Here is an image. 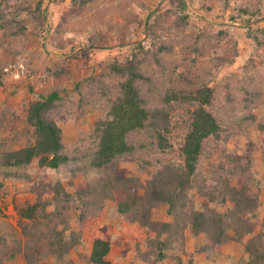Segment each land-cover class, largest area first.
Masks as SVG:
<instances>
[{
	"label": "rangeland",
	"instance_id": "obj_1",
	"mask_svg": "<svg viewBox=\"0 0 264 264\" xmlns=\"http://www.w3.org/2000/svg\"><path fill=\"white\" fill-rule=\"evenodd\" d=\"M39 1L43 15L35 22ZM71 2L0 0V233L15 234L12 241L28 255L12 264H92L91 249L98 239L109 243L105 259L111 264H177V259L187 264L193 253L195 264H236L247 258L252 243L235 240L218 246L220 257L206 258L199 247L209 242L208 237H192L184 225L198 209L207 216L245 213L249 203L242 199L248 195H259L264 204V129L259 128L264 125V0H88L82 7ZM81 42L94 45L88 50L79 46ZM125 57L138 62L141 79L135 85L144 106L167 110L168 147L136 131L129 139L136 148L131 156L116 157L101 173L83 171L80 168L89 162L85 153L98 141L93 129L108 117L124 81L109 67L122 65ZM203 87L215 90L204 108L218 121L219 137L204 142L193 182L197 187L187 188L184 204L170 212L163 205H150L153 222L171 225L168 233L156 237L136 221L134 212L141 208L130 206L149 199L148 187L161 185L156 179L167 181L161 165L182 163L187 111L195 108L190 103L166 105L162 98L166 92L194 93ZM103 88L106 95L101 94ZM243 89L256 98L258 106L252 103L246 114L254 120L233 122L234 116H243ZM53 91L59 99L49 115L61 130L71 161L57 171L39 167L36 158L19 168L3 167L4 153L34 141L26 122L30 104ZM242 154L248 156L249 166L245 161L234 166L229 158ZM242 167L250 183L245 188L235 176ZM7 171L12 175L5 176ZM229 182L236 187L235 195L240 194V203L226 197L218 202ZM44 185L56 190L43 199L55 198L42 203L36 217L25 220L23 231L13 195L17 193L20 203L25 197L34 203ZM30 188L36 191L30 193ZM245 223L238 225L239 231ZM232 229L231 223L225 230L230 238ZM254 230L263 233L264 243V227L258 224ZM149 242H159V250Z\"/></svg>",
	"mask_w": 264,
	"mask_h": 264
},
{
	"label": "trees",
	"instance_id": "obj_2",
	"mask_svg": "<svg viewBox=\"0 0 264 264\" xmlns=\"http://www.w3.org/2000/svg\"><path fill=\"white\" fill-rule=\"evenodd\" d=\"M88 0H72V4H78L81 7ZM91 1V0H90ZM183 8H185L184 2L181 1ZM41 1H39L38 6L35 11L39 16L35 19V22H39L42 17L40 12ZM242 13L248 14L247 9H241ZM238 13V12H237ZM236 14L232 16V19H235ZM252 16V13L249 14ZM186 17L183 15L181 17L182 23H184ZM3 24H0V27ZM89 44V45H88ZM85 44L84 42L79 43V46L83 48L87 46L88 50L92 48L94 43ZM164 49L163 46L160 47ZM135 54L133 55L134 58ZM133 58H123L122 65H113L109 67V71L119 77H124V81L119 84L120 93L111 102V108L106 119H101L95 125L93 129L94 135L97 138V143L95 149L85 153V157L89 158V162L86 163V167H81L80 169L85 171L87 169L96 170L98 173L104 171L105 166L113 161L116 157L131 156L133 152L136 151V148L131 145L130 135L136 131H145L151 138L158 140V146L161 148H167L168 145L164 136L165 133L169 132V120L167 110L157 108L149 109L146 108L145 101L140 97L139 90L137 89L135 82L138 79H141V75L138 73L137 61ZM122 63V62H121ZM2 85L1 76H0V87ZM79 85V83H77ZM106 88L102 89L101 94L106 95ZM244 97L242 98V110L243 116H234L233 122H242L243 120H254L253 116L246 115L250 105L255 104L253 96L249 90L243 89ZM215 90L212 87H203V89H197L196 92L191 93V91L183 90V92H166L164 96L163 103L166 105L172 103H190L194 104L195 108L192 111H187L188 120L187 127L188 131L183 136V142L180 147L182 163H177V165L165 164L161 165L162 169H165L166 176L163 177L167 181L160 182L157 180V183L161 184L156 189L153 186L148 187L147 197L140 198V202L135 206H130L132 208H141L140 211L134 212V215L137 216L139 224L145 226L150 231L156 232V237H160L162 234L168 233V229L171 227L169 223H155L149 218V207L154 204L155 206L163 205L167 208V212L170 210H175L178 207V203H185V195L187 188L195 189L197 186H193L196 178L199 173L197 171V166L202 155V147L205 141L209 137L218 138V133L220 131V125L215 117L208 112L204 107L208 104H211ZM255 94V93H254ZM59 99L58 93L55 91L51 92L48 96H41L40 100H37L30 104L27 109L26 122L27 125L32 128V136L34 138L33 143H30L26 146H23L21 149L7 151L2 156L3 167L6 168H19L25 165H29L33 159H38V166L42 168L49 169L51 171H57L61 166L69 163L70 157L64 152V143L62 141L61 130L54 122L53 118L49 113L55 107V102ZM257 101V100H256ZM169 108V107H168ZM260 129H264L263 123H260ZM149 129H152V132L149 133ZM153 133V134H152ZM142 145L140 144L139 147ZM1 155V154H0ZM180 158V157H179ZM79 159V157H76ZM231 163L236 164L234 166L240 165V161H245L247 166H249L248 156L242 154L241 156H232L229 158ZM242 167L239 169V172L235 175L239 178L240 188L248 187L250 183L243 178V175L246 171ZM7 171L3 173L5 176L12 175ZM158 178V177H156ZM194 182V183H193ZM231 182V181H230ZM225 184L222 189V195L217 199L218 202L224 203V198H228L233 203L239 201L238 193L236 187L232 184ZM215 184V185H213ZM217 183H212L213 186H216ZM206 187L201 188L204 190ZM239 188V189H240ZM56 190L54 186L44 185L43 189L39 191V197L35 200L34 203H31L27 197L20 203L18 201L16 194L13 195V208L17 215L19 216V224H21L22 230L24 229V222L26 219H33L36 217L37 213L40 210L42 203H49L55 196L43 199V196L48 195L49 191ZM155 190V191H154ZM36 189L30 188V193H34ZM25 194V193H24ZM209 196H211L208 191ZM229 194V195H228ZM245 197L242 200H245L246 203H249L248 209L242 214L235 215H211L207 216L204 210H195L194 213L190 216V219H187V223L184 226H189L191 230V236L197 237L200 234L208 237L209 242L205 245L199 247V251L206 253V258L213 260V257H220L221 251L217 248L220 244H224L225 241L235 240L244 245L252 243L250 247H247L248 257L241 259L236 264H264V243L262 241L263 233H256L254 230L256 225L264 227V204L260 202L259 195H252L256 197ZM48 197V196H47ZM215 197H210L211 201L216 200ZM54 200V199H53ZM123 207H125L122 204ZM129 207V206H128ZM127 207V208H128ZM126 208V207H125ZM248 217L245 220L243 217ZM226 217V218H225ZM250 218L255 219L256 222L249 223ZM246 222V226L239 231L238 225L240 223ZM230 223V224H229ZM232 223L233 229V238L226 235V228ZM4 226V225H1ZM7 227H11L7 224ZM2 228V227H0ZM7 230L6 228H3ZM24 231V230H23ZM7 232V231H6ZM6 232L0 233V264H12L17 258H26L27 253L25 249L21 248L19 242L15 244L12 240L15 237V234ZM9 234V236H8ZM19 234V233H16ZM225 236V237H224ZM7 237H9L7 239ZM244 241V238H247ZM60 244H63L61 239L59 240ZM58 242V245H59ZM150 243V242H149ZM152 245H157L159 250V242L150 243ZM151 245V246H152ZM109 252V243L105 240H95L90 255V261L92 264H111L108 262L105 257ZM33 253V252H32ZM162 255V253H161ZM222 256V255H221ZM193 256L189 258L187 264H195ZM177 264L182 263L180 259L176 260Z\"/></svg>",
	"mask_w": 264,
	"mask_h": 264
}]
</instances>
